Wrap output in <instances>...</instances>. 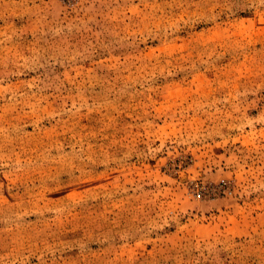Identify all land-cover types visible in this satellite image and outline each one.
<instances>
[{
	"label": "rangeland",
	"instance_id": "1",
	"mask_svg": "<svg viewBox=\"0 0 264 264\" xmlns=\"http://www.w3.org/2000/svg\"><path fill=\"white\" fill-rule=\"evenodd\" d=\"M0 264H264V0H0Z\"/></svg>",
	"mask_w": 264,
	"mask_h": 264
}]
</instances>
